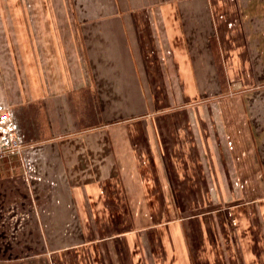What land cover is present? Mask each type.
<instances>
[{
  "label": "crops",
  "instance_id": "1",
  "mask_svg": "<svg viewBox=\"0 0 264 264\" xmlns=\"http://www.w3.org/2000/svg\"><path fill=\"white\" fill-rule=\"evenodd\" d=\"M0 264H264V0H0Z\"/></svg>",
  "mask_w": 264,
  "mask_h": 264
},
{
  "label": "built area",
  "instance_id": "2",
  "mask_svg": "<svg viewBox=\"0 0 264 264\" xmlns=\"http://www.w3.org/2000/svg\"><path fill=\"white\" fill-rule=\"evenodd\" d=\"M22 144L14 134L11 124V114L7 110H0V159L13 152H20Z\"/></svg>",
  "mask_w": 264,
  "mask_h": 264
}]
</instances>
